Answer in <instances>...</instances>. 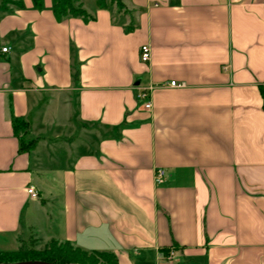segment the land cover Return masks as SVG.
I'll return each instance as SVG.
<instances>
[{"label": "crops", "instance_id": "obj_1", "mask_svg": "<svg viewBox=\"0 0 264 264\" xmlns=\"http://www.w3.org/2000/svg\"><path fill=\"white\" fill-rule=\"evenodd\" d=\"M79 1L0 7V251L264 264V0Z\"/></svg>", "mask_w": 264, "mask_h": 264}, {"label": "trees", "instance_id": "obj_2", "mask_svg": "<svg viewBox=\"0 0 264 264\" xmlns=\"http://www.w3.org/2000/svg\"><path fill=\"white\" fill-rule=\"evenodd\" d=\"M99 6L107 7L116 3L118 7H124L122 0H97ZM35 7L41 9L43 0H33ZM53 10L57 18L70 14L74 16H86V12L79 0H53ZM27 144L22 142L21 148ZM45 260L58 264H119L117 256L108 252H89L74 246L69 242L58 244L50 241L43 249H19L15 251H0V263L15 262L21 260Z\"/></svg>", "mask_w": 264, "mask_h": 264}, {"label": "built area", "instance_id": "obj_3", "mask_svg": "<svg viewBox=\"0 0 264 264\" xmlns=\"http://www.w3.org/2000/svg\"><path fill=\"white\" fill-rule=\"evenodd\" d=\"M7 47H3L2 50L3 51H7ZM140 57H141V60L143 62H148L151 58V49H150V46L148 44H143L141 46V49H140ZM170 85L171 86H184L185 83L184 82H177V81H171L170 82ZM153 87H149V88H144L142 89L139 93H138V97L139 99L143 100L144 101V106L145 108L147 109H150L152 107V101H151V90H152ZM165 170L164 169H161L159 168L157 171H156V178L159 182H162L164 181L165 179ZM29 193L36 197L37 196V193L36 191L33 189V187H30L28 189ZM174 251L175 249H171L170 253H169V258H172L173 255H174Z\"/></svg>", "mask_w": 264, "mask_h": 264}, {"label": "rangeland", "instance_id": "obj_4", "mask_svg": "<svg viewBox=\"0 0 264 264\" xmlns=\"http://www.w3.org/2000/svg\"><path fill=\"white\" fill-rule=\"evenodd\" d=\"M24 1L25 0H0V7L2 6V7H9L10 5H13V4H20V3H24ZM122 2H123V0H122ZM125 7V6H124ZM124 7H122L121 6V8L120 9H123ZM26 144V143H25ZM60 243H62V242H58V244H60ZM47 246V244L44 246V247H46ZM43 247V248H44ZM24 249H36V248H33V247H29V246H24L23 247ZM43 248H41V249H43ZM36 250H39V249H36Z\"/></svg>", "mask_w": 264, "mask_h": 264}, {"label": "water", "instance_id": "obj_5", "mask_svg": "<svg viewBox=\"0 0 264 264\" xmlns=\"http://www.w3.org/2000/svg\"><path fill=\"white\" fill-rule=\"evenodd\" d=\"M0 264H58V263L36 259V260H21L15 262H3Z\"/></svg>", "mask_w": 264, "mask_h": 264}]
</instances>
